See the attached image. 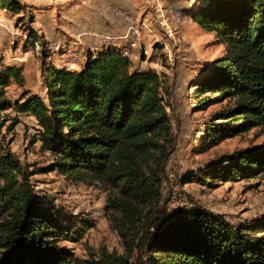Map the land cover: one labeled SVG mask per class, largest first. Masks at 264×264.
<instances>
[{
	"label": "trees",
	"instance_id": "trees-1",
	"mask_svg": "<svg viewBox=\"0 0 264 264\" xmlns=\"http://www.w3.org/2000/svg\"><path fill=\"white\" fill-rule=\"evenodd\" d=\"M2 8L20 13L26 4L0 0ZM192 19L225 45L209 75L195 83L198 92H214L201 106L233 99L208 122L202 147L257 126L264 132V0H206ZM28 31V41L45 47L34 27ZM131 65L119 48L107 46L80 69L49 65L46 96L26 91L15 101L7 87L23 84L25 75L23 66L7 65L0 70V111L15 106L34 115V141L54 155L53 168L115 188L111 207L128 220H147L144 230L130 234L126 254L103 249L104 264H264V217L235 226L201 204L170 210L163 202L175 142L172 118L160 72ZM12 121L10 128L19 118ZM256 174L264 175V140L220 156L200 179L214 184ZM30 177L12 147H2L0 264H68L70 253L61 241L72 237V223L41 201Z\"/></svg>",
	"mask_w": 264,
	"mask_h": 264
},
{
	"label": "rangeland",
	"instance_id": "rangeland-1",
	"mask_svg": "<svg viewBox=\"0 0 264 264\" xmlns=\"http://www.w3.org/2000/svg\"><path fill=\"white\" fill-rule=\"evenodd\" d=\"M20 1L26 4L20 13L0 9V70L17 64L23 66L25 75L23 84L13 82L7 87L14 101L26 91L46 96L45 73L49 65L62 67L69 60L73 62L70 69H80L99 34L124 33L128 17L117 14L115 8L125 10L140 28L141 45L149 48V55L133 59L131 69L160 72L164 101L175 133L166 163L163 202L170 210L198 203L223 214L235 226L264 217V175L214 184L200 179L204 167L216 163L220 156L264 140V132L257 126L206 149L202 147L212 116L233 103L232 98L221 97L204 106L200 104L214 92H198L195 83L209 75L212 60L222 55L225 48L214 31L204 29L192 19V12L206 0ZM170 6L186 13L182 24L175 25L169 16L168 24L163 23L161 13H166ZM30 27L38 31L45 47L41 42L34 46L28 41ZM54 41L61 43L59 49H51ZM78 44L80 47H76ZM15 116L19 122L10 128ZM36 124L33 117L18 112L15 106L0 111V150L12 147L31 172L41 201L72 223V237L61 241L70 253L68 264H77L78 259H88L87 264H104V248L126 254L130 234L144 230L147 220H128L121 211L112 208L109 197L116 192L115 188L91 177L74 179L53 168L54 155L41 148L40 140L34 141ZM1 252L0 249V257Z\"/></svg>",
	"mask_w": 264,
	"mask_h": 264
},
{
	"label": "built area",
	"instance_id": "built-area-1",
	"mask_svg": "<svg viewBox=\"0 0 264 264\" xmlns=\"http://www.w3.org/2000/svg\"><path fill=\"white\" fill-rule=\"evenodd\" d=\"M159 10H163V8H159ZM115 12L118 14H124L128 17V26L124 33L121 35H111V34H99L98 41L94 44H91L89 47V55L95 57L101 50H103L107 46H117L123 53V55L127 56L132 62L134 58L141 59L143 54L145 56L149 55V48L142 46L140 43V28L133 20V17L128 14L127 11L122 10L120 8H115ZM161 15L165 18V24H168L167 16L170 18L175 25L182 24L187 18L186 13L177 7L170 6L166 13L162 11ZM172 31V30H171ZM118 39V40H117ZM61 47V43L59 41H54L51 44V49H59ZM70 63V64H67ZM73 64L72 61H67L64 65L66 67H71Z\"/></svg>",
	"mask_w": 264,
	"mask_h": 264
},
{
	"label": "crops",
	"instance_id": "crops-1",
	"mask_svg": "<svg viewBox=\"0 0 264 264\" xmlns=\"http://www.w3.org/2000/svg\"><path fill=\"white\" fill-rule=\"evenodd\" d=\"M196 22V21H195ZM76 47H80V45L78 44ZM86 62V61H85ZM141 63H144L145 61H140ZM85 64V63H84ZM138 64V63H137ZM77 69H79L78 67H76ZM138 69H141V70H144L143 68H138ZM45 89H47V87H45ZM31 117H33L34 119H35V121H37V118L34 116V115H32V114H29ZM36 125H38V124H36Z\"/></svg>",
	"mask_w": 264,
	"mask_h": 264
}]
</instances>
